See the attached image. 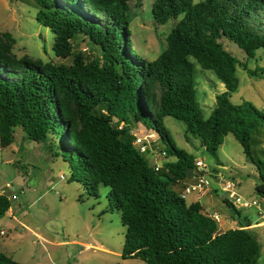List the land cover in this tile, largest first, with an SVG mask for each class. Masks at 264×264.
<instances>
[{"label":"trees","instance_id":"obj_1","mask_svg":"<svg viewBox=\"0 0 264 264\" xmlns=\"http://www.w3.org/2000/svg\"><path fill=\"white\" fill-rule=\"evenodd\" d=\"M34 1L36 19L54 33L55 55L71 60L17 56L14 36L0 31V145H9L20 125L31 139H51L53 154L69 162L71 176L88 191L108 186L109 207L125 225L123 257L147 264H264L256 235L245 227L251 221L240 218L232 202L225 199L239 224L219 230L198 200L188 203L173 188L195 175L194 156L174 143L162 122L164 115L182 120L186 138L198 137L217 161L218 146L232 132L258 168L255 191L264 197V161L254 156L264 139V111L230 99L237 65L255 70L221 41H233L247 56L264 50V0H153L156 23L180 15L153 59L131 45L132 0ZM80 39L99 52L75 48ZM196 62L225 85L206 117L196 97ZM139 126L155 131L160 149L174 158L155 169L134 144L131 130ZM10 206L11 197L0 193V218ZM0 264L23 263L0 250Z\"/></svg>","mask_w":264,"mask_h":264},{"label":"rangeland","instance_id":"obj_2","mask_svg":"<svg viewBox=\"0 0 264 264\" xmlns=\"http://www.w3.org/2000/svg\"><path fill=\"white\" fill-rule=\"evenodd\" d=\"M152 1L140 0L136 4L132 0L129 22L133 50L148 59L160 53L166 44V35L180 17L156 23L151 13ZM36 11L34 0H0V31L7 30L14 36L12 51L17 56L27 54L44 62L70 61L71 57L62 59L55 55L54 33L36 19ZM221 41L241 62L255 70L250 74L242 65H237L238 86L230 94L231 101L249 100L264 111V72L260 73V68L264 69V50L257 49L254 56H247L233 41L227 38ZM74 47L87 54L99 52L87 39L78 40ZM194 79L196 97L206 117L216 93L224 90L225 85L211 69L197 62ZM162 122L178 147L205 163V193L198 196V190L189 191L184 196L186 202L199 199L207 214L218 213L217 224L221 230L239 224L225 199L234 204L240 218L247 216L251 222L261 218L258 211H264V197L255 191V184L260 181L258 168L245 155L232 132H227L218 146L217 161L198 137L188 133L186 138L182 120L164 115ZM154 144L155 148L163 147L160 139ZM256 148L255 159L264 161V139ZM54 150L51 139H31L20 125L15 127L14 140L7 146L0 145V193L11 197V211L0 218V228L4 231L0 238L11 257L23 264H147L138 257L121 255L125 225L119 212L109 207L108 186L99 184L97 194L91 193L81 180L71 176L69 162L54 155ZM145 155L149 161L162 157L158 151L154 155L147 151ZM181 181L184 182L173 184V188L181 191L185 184L197 181V177ZM231 190L233 195L229 194ZM237 195L250 204L242 206L235 199ZM252 199L259 204H253ZM22 221L29 227L23 226ZM245 227L252 228L256 235L260 243L259 261L264 263V224Z\"/></svg>","mask_w":264,"mask_h":264},{"label":"built area","instance_id":"obj_3","mask_svg":"<svg viewBox=\"0 0 264 264\" xmlns=\"http://www.w3.org/2000/svg\"><path fill=\"white\" fill-rule=\"evenodd\" d=\"M131 132L134 135V144L137 145V147L141 152L145 153L147 151H150V154L154 155L155 152L158 151L160 156H162L161 159L153 158L151 161H149L150 164H152L155 167V169L159 168L165 160H168L169 157L166 156V152L163 149L161 150L158 146L156 148L154 147L155 146L154 143L156 142L157 139V134L155 131H153L152 129H148L146 127L142 128V126H139L133 128ZM194 163H195L194 176L197 177V181L184 185L183 190L180 191V195L183 197L187 192L192 190H198L199 194L205 190V188L203 187V185L207 182V180L204 177L205 163L200 158H195ZM235 199L236 201H240V204L242 206H248L250 204V202L247 201L246 199L244 198L241 199L239 195H237ZM251 202L253 204H258L256 199H252ZM211 216L216 220L219 217L218 213L216 212H214ZM0 232H3V230H1Z\"/></svg>","mask_w":264,"mask_h":264},{"label":"crops","instance_id":"obj_4","mask_svg":"<svg viewBox=\"0 0 264 264\" xmlns=\"http://www.w3.org/2000/svg\"><path fill=\"white\" fill-rule=\"evenodd\" d=\"M168 159H170V158H168ZM182 183L184 182V181H181ZM181 183V184H182ZM185 184V183H184ZM204 193H205V190L203 191ZM229 194H233V191L231 190V191H229ZM202 195V193H198V196H201ZM199 202H200V204H201V206H202V212H207L205 209H204V204L202 203V201H200L199 199H197ZM257 202H258V200H257ZM208 203V202H207ZM258 204H259V202H258ZM258 204H255V205H258ZM11 206H10V208H9V210H8V212H10L11 210ZM259 212V214H260V219H258V220H256V221H252L250 224L251 225H255V224H264V211H258ZM210 214V213H209ZM13 215V214H12ZM219 216V215H218ZM217 221V220H216ZM22 224H23V226H26V227H29V226H27L23 221H22ZM217 226H218V224H217ZM218 229L219 230H221L220 228H219V226H218ZM1 230H3L2 228H0V231ZM223 230H225V229H223ZM34 231V230H33ZM4 233V231L3 232H0V234H3ZM0 250L1 251H3L4 253H6L7 255H10V256H12L11 255V253H10V250L9 249H7L5 246H4V240H3V238L1 237L0 238Z\"/></svg>","mask_w":264,"mask_h":264},{"label":"water","instance_id":"obj_5","mask_svg":"<svg viewBox=\"0 0 264 264\" xmlns=\"http://www.w3.org/2000/svg\"><path fill=\"white\" fill-rule=\"evenodd\" d=\"M193 174V171L192 169H189V175H192ZM163 178H166L165 176H163ZM217 179V178H216Z\"/></svg>","mask_w":264,"mask_h":264}]
</instances>
